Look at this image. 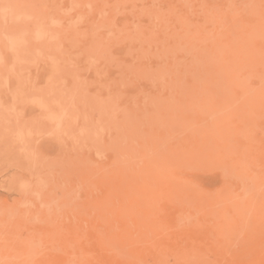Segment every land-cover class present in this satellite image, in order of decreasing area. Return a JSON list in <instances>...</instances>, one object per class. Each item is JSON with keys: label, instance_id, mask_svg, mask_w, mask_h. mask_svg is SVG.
I'll return each instance as SVG.
<instances>
[{"label": "bare ground", "instance_id": "6f19581e", "mask_svg": "<svg viewBox=\"0 0 264 264\" xmlns=\"http://www.w3.org/2000/svg\"><path fill=\"white\" fill-rule=\"evenodd\" d=\"M177 2H181L182 5L183 3H188V6H195L196 2V6L205 11L206 16L199 26H195L194 34H192L194 42L196 40L203 42L200 44L195 43L192 46L193 41H188L183 45L186 51H190L194 47V50L196 49L189 60L177 62V60L173 59V63L161 62L165 70L161 71V75H152L154 81L160 80L161 90L159 93L152 97L144 96L141 105L135 102L133 105L126 104L127 108L124 113L119 110L120 114H124L126 126V132L121 131L124 135L121 138L122 144H118V154L115 151L117 156L115 155L114 160L110 159L111 163L101 167L99 160H97L98 165L100 164V168H97L95 167L96 157L93 158V143L95 140V129L98 126L95 127L94 119L82 109L83 106L79 103L80 100L78 102L75 94L72 93L71 89L73 88L60 77L62 67L61 38L65 29L67 30L64 24L63 11H59L56 6L50 7L51 3L49 0H0V171L10 168L15 169L13 177L9 181L2 183V186L7 187L8 190L16 191L19 195L18 199L9 203L7 199L2 200L3 198L0 194V264H2L1 237L3 233L25 237L23 238V243L26 246L23 245L24 247L22 248L23 258L20 262L11 261L8 264H95V221L97 219L98 222L100 217L97 212L99 217H95V207L98 209L117 210V213L118 211L120 213L119 215L122 214L120 211L125 213L124 224L122 227L118 224L121 227L119 230L117 229L119 232H116L113 226L116 225L115 223L112 222L114 228L110 226L111 217L109 218L110 220L105 219L109 224L107 222L106 224L105 221H103L104 223L101 222L102 220L100 219V224H106L110 227H108L107 237L103 235L105 238H99L101 245L104 246V248L102 246L103 249H106L105 247L107 246L119 244L125 250L129 238H131L127 236L129 231L127 222L129 219H127L126 212L128 210L139 209L141 213L143 208L151 210V208L159 207L163 202L166 203L168 200H174L178 196L181 197L182 195L183 197L187 194L190 197L192 195H195L194 197L203 195L198 197L206 200L207 205L227 210L235 209L238 212L243 209L241 204L249 202L251 193L248 188L236 192L230 188H225L213 195H204L201 190L193 185L192 181H190L192 185H189L184 180L189 177L187 173L202 165L204 167L219 166L223 169V174L228 179H236L243 174L249 173L253 159L251 152V125L254 121L251 122L253 118L249 116L250 114H242V108H238V105L235 106V102L240 99V96L248 92H243L245 87L243 82L244 77H246L244 74H247L244 70L251 65V54L264 60V55L260 54L261 52L264 53V0H177ZM53 7L54 12L51 14ZM206 20L210 23L209 27L205 25ZM191 22L187 23L188 29L185 33L188 35L186 36L191 34ZM62 43L64 44V41ZM188 44H191V46L189 47ZM37 57L44 59L45 66L42 70L37 67V70L35 69L37 71L36 77H33V65ZM38 63L40 64L39 61ZM127 68L130 70L129 67ZM123 72L125 74L124 70ZM163 93L165 94L164 96L162 95ZM232 99L234 102H231ZM246 109L245 112L247 113ZM118 120L117 122L120 121ZM179 131H183V133L185 131L184 136H181ZM47 133L54 135L51 139L52 142L49 140V144L47 143L45 146L47 139H44L43 135ZM235 133L241 135L239 141L233 139ZM46 136L48 137V135ZM66 136H70L72 147L71 143L69 144L71 151L74 152V156L68 154V156H73L74 158L71 161V165L67 164V166L72 167V164L74 165L71 172L73 171L74 177L78 179L76 182L74 181L75 185L72 189L74 194L70 196V200H66L68 196L66 198L60 197L62 202L64 198L63 206L65 207L62 208V212L60 207L57 208L59 204L47 203L42 196L41 199L40 195L35 192L37 187L34 188L31 177L32 179L36 177L37 182L40 183L43 182L42 176L45 174L44 172L49 176L51 175L50 165L54 164H51V162L60 159L67 151L64 141L67 138ZM87 143L89 145L87 147H90L88 149L85 148ZM51 153H54L53 159L48 158V155H52ZM112 156L114 157V154ZM68 158L70 159V157ZM66 161H63V163L65 164ZM53 171L56 172L55 169ZM70 176L72 177V175ZM58 179L60 180V178L56 180ZM53 183L55 182L53 181ZM72 184L70 187H72ZM49 185L48 183L47 186ZM58 186L61 185L58 184ZM54 187L55 190L58 189H56V186ZM66 189L64 190L63 186L61 189L59 187V190H62L61 192L63 193ZM50 190L51 188L48 190L51 193ZM72 190L71 193H73ZM97 190L102 193L99 202L96 201L98 198L95 200V191ZM49 192L46 191L50 195ZM43 196L47 197V194ZM57 197L59 198V196ZM191 198L193 199V197ZM202 200H199V204L203 202ZM66 201L70 202L66 205ZM95 201L97 206H95ZM184 201L182 199V202ZM181 205L184 206L182 203ZM161 207L160 212L161 210L165 212V208H163L165 206ZM169 208L170 210L172 209L171 206ZM189 210L191 209H188L184 214L188 215ZM181 211L183 212V210ZM181 211L180 214L182 213ZM177 212L176 217L179 215V211ZM169 213L170 211H168ZM212 214L209 216H212ZM142 215L140 216L142 217ZM193 215L195 216V214ZM234 215L236 216V214ZM114 216L113 218H115ZM151 216L153 218V215ZM118 217L116 218L119 219ZM161 217H158L159 221ZM169 217L173 218V215ZM178 217L181 216L179 215ZM225 217L223 216L224 219ZM103 218L105 217L103 216ZM235 218L238 217L236 216L233 219L235 220ZM224 219L221 220L223 221ZM135 220L132 218L131 223ZM210 220L213 221V218ZM157 221L154 223L157 224L159 222ZM230 221L232 222V220ZM171 222L173 223L172 220ZM176 223L179 224L178 222ZM237 224L241 225L239 222ZM166 225L164 224L163 226ZM143 226L145 227L146 224ZM158 226L156 227L158 228ZM195 226L197 227V225ZM139 227L140 229L142 228L141 226ZM237 227L239 228V226ZM22 228L25 232L24 234L23 232H18ZM162 228L164 229V227ZM165 228L168 230L167 227ZM160 230L156 229V233L160 232ZM217 230L213 231L216 233ZM137 231L139 230L137 229ZM144 231L147 233L146 230ZM144 231L143 233H145ZM139 232L142 231L140 230ZM153 234H155L154 230ZM137 235L139 234H136L135 237H138ZM188 238L183 241L187 242ZM148 240L145 239V242L147 243ZM132 241L130 242L132 243ZM134 241L136 240L134 239ZM149 241H153L152 237ZM139 242L141 247H143L144 241L143 244L142 240ZM154 242L153 244H156ZM227 243L229 244V242ZM132 245L134 244L129 247ZM150 246L153 249L155 247L154 245ZM238 246H240L239 242ZM240 247L239 250H241ZM112 248L109 247L108 249L112 250ZM137 248L136 250L140 252L139 248ZM223 249L225 248L223 247ZM242 249L245 250L244 248ZM258 249L257 251L260 250ZM138 252L136 251V253ZM156 252L161 253V251ZM237 252L239 254V251ZM110 253L109 255H111ZM112 253L111 262L128 264V257L125 252L117 255H114V252ZM161 254L163 256V252ZM256 255L258 256V254ZM186 258L184 256L183 259ZM131 260L133 261V259ZM228 260L233 261L235 259L231 258ZM132 261L130 263H133ZM250 262L252 263V261ZM262 263L264 264V262Z\"/></svg>", "mask_w": 264, "mask_h": 264}, {"label": "rangeland", "instance_id": "374dc122", "mask_svg": "<svg viewBox=\"0 0 264 264\" xmlns=\"http://www.w3.org/2000/svg\"><path fill=\"white\" fill-rule=\"evenodd\" d=\"M49 1L51 3L50 7L56 6L58 7L59 11L61 10L63 11V17L65 20L64 24H65V27L67 28V30L65 29L64 33L62 34L63 39L61 38L62 40L61 41L62 67L60 70L61 71L60 77L63 78L66 81V83L73 88L71 89L72 93L75 94V98L78 100V102L80 100L79 103L81 104V106H83L82 109L84 110V112L88 113V115H91L92 119H94L95 127L98 126V128L95 129V138H94L95 140L93 143L94 150L92 149L93 158L96 157L95 161L99 160V163L101 164L99 165L101 167L107 166L108 163H111L112 162L111 160H114L115 157L117 156L118 154L117 149L119 148L118 144H122L121 138L124 136L122 132L124 133L126 132L124 114L123 115L120 114V111L124 113V110L127 108L126 104L133 105L135 102L141 105L144 96L152 97L160 92L161 90L160 83H159L160 80L154 81L152 79V75L158 76L162 74L161 71H163L164 68L161 62H172L173 59L177 60V62L189 60L191 54L195 52L196 49L194 50L195 48L194 47L192 50L190 49V51H186L183 48V45L187 43L188 41H193L192 46H194L195 43L200 44L203 42V41L200 42L199 40L198 41L196 40L194 42L193 40L194 36L192 34H194L195 26H199L200 22L206 16V14L204 13L205 11L201 9L200 7H197L196 2H195V6L193 5L188 6V3L187 4L183 3L182 5L181 2H177V0H49ZM51 10L52 11L50 13L52 14L54 12V7ZM188 22L189 23L191 22V27H190L191 34L189 36H186L188 35L187 33H185L186 30L188 29L187 28L189 24ZM205 25L209 27L210 26L209 21L206 20ZM63 41L65 45L62 43ZM188 46L190 47L191 44H188ZM186 48H187V45H186ZM195 54H198V53H195ZM260 54L264 55V53L262 52ZM38 61L40 62V64L38 63ZM44 62H45L44 59L41 57H37L35 59L34 65H33L34 66L33 77H36L37 67L41 68V70L43 69V67L45 66ZM64 64L66 65L64 66ZM127 67H129L130 70ZM123 70L125 71V74ZM244 72L247 74H244L246 75V77H244L245 79L243 78L244 79L243 86H245L243 88L244 89L243 92L244 91L246 92L248 91V92L246 94L244 93L242 96H240V99L236 100L235 106L238 105V108H242V114L244 115L250 114L249 116L253 118L251 122L254 121L253 124L251 125V128H252L251 129V139H252L251 140V152H252L253 159L250 165V170L248 171L249 173L243 174L242 176L237 177L236 179H232V178L228 179V177L223 174V171H222L223 169H221L219 166L204 167L202 165L194 169V171L191 170L189 173H187L189 177H187V179H185L184 181H186V184H189V185H192V183L190 182L192 181L193 185L197 187L199 190H201V192L204 195H213L215 193H218L219 190H222L225 188L226 189L230 188L234 192L241 190V189L248 188L251 193L250 194L251 196L249 197V202L241 204L243 209H240L238 212L235 209L227 210V209L218 208L216 206L207 205L206 200H202L201 198L198 197V196H203V195H198L196 197H194L195 195H192L191 196L193 197L192 199L190 195L187 194L186 196L185 195L183 196L184 198L181 195V197L178 196L174 198V200H168L166 201V203L164 202L161 203L159 207L157 206L158 209L157 207L151 208V210L143 208L141 209V211L143 210L142 211L143 213L142 212L140 213L139 209L128 210L126 212L127 219L131 221L128 220L127 222L128 228H129L127 236L131 238H129L127 248L125 250L119 244H118L119 246L118 245L107 246L105 247L106 249H103L104 246L101 245V242H100L101 240H99L100 237L101 238H103L104 236L107 237V232L109 230L108 227L110 226L111 227L114 226L116 229V232H119L118 230L124 224L123 221L125 219V213L120 211L122 214L119 215L120 213L119 211L117 213V210L98 209L97 207H95V214H96L95 217L96 218L99 217L98 215H100L101 217V218L100 217L98 218V222H97V219L95 221V228H96L95 230V259H96L95 264H99V263L117 264V263L111 262L112 260L111 257H113L112 252H114V255L122 254L123 252H125V254L128 257V264H137L138 262H139L138 264H176V261L179 264H182V263L183 264H203L204 262H206L204 264H208V262L209 264H218V263L219 264H229L230 261H231L230 264H249L251 263L250 261H252L251 264H263L262 262H264V247H263V244H264V60L257 58V56L256 57L252 56L251 54V65L249 67H246ZM77 90L79 91L77 92ZM164 93L162 94L163 96L165 95ZM250 93H251V101H250ZM249 101L251 105L250 104L248 105ZM93 102L95 103L93 104ZM231 102H234V100L232 99ZM92 104H93V107H92ZM119 106H123V107H119ZM245 109L248 111L247 113L245 112ZM120 117L122 118V120ZM117 120L119 122H117ZM255 122L256 124L254 125ZM113 126L115 130L114 128L111 129V127ZM117 129L118 130L120 129V130L118 131ZM179 132L181 136H184L185 131L184 133L183 131H179ZM46 135H48V137ZM53 135L54 134L50 135V133L43 135V137H45L44 139H47V141L45 142V146L47 145V143L49 144V140L50 142H52L51 139ZM66 137L67 138H65L64 141H65V148L67 151L65 152V155L60 157V159H56L55 162L54 161L51 162V164L54 163L53 165H50V168L52 170V171L50 170L51 175L49 176L46 172H44L46 175L43 173L44 174L42 176L43 182H40V183L37 182L36 177H34L33 179L31 177V180L33 181L32 183L34 184V188L37 187L35 188V192H37V194H39L40 197L41 196L44 197L47 203H51V204L55 203L54 205L59 204L57 208L60 207L61 211H62V208L65 206H63L64 198L62 202L60 197L66 198V196H68L66 200L68 199L70 200V196L74 194L72 190L75 185L74 181L76 182L78 179L74 177L75 174H73V171L71 172L72 167L74 165L72 164V167L67 166V164L71 165V161H73V158H74L73 157L74 152L71 151L72 150L71 149L72 140L70 136L69 137L66 136ZM240 138H241V135L239 133H235L233 135V139L236 141H239ZM96 140H100L101 142L100 141L96 142ZM66 143L68 144V146ZM69 143H71V147ZM113 143L115 144L113 145ZM112 145L114 146L113 149H112L113 147ZM87 146H89L88 143L85 145V148L87 149L90 148ZM107 149H108V152H107ZM115 151L117 152V154ZM112 153L114 154V157L112 156L113 155ZM51 154L52 155H48V158L53 159L54 153H51ZM68 154L73 155V156H68ZM68 157H70V159ZM65 158L68 159V161H66ZM62 160L66 161L65 164L63 163ZM96 165H98V161L95 162V167L98 168L99 165L98 166ZM60 166L62 168L61 169L62 171L60 170ZM63 166L66 168H64ZM54 169L56 172L53 171ZM14 173H15V169H12V168L6 169L4 171L3 170L0 171V194L3 198L2 200L7 199L9 203H12L13 200L18 199L19 195L17 194L16 191L8 190L7 187L2 186V183L9 181L13 177ZM70 175H72V177ZM57 178H60V180L59 179L56 180ZM71 178H73V180H71ZM53 181L55 183H53ZM63 182L64 184H62ZM48 183L50 184L49 186H47ZM58 184L61 186H58ZM71 184H72V187H70ZM54 186H56V189L57 188L58 189L55 190ZM62 186L64 190L67 188L64 193L61 192L63 189L59 190V187L61 189ZM50 188H51L50 190L51 193L48 191ZM37 190L40 192L38 193ZM71 190L73 193H71ZM46 191L49 192L50 195L46 193ZM44 194H47V197L43 196ZM56 195L59 196V198ZM95 195H96L95 200L98 198L96 201L99 202V199H101L102 197V193L97 190L95 191ZM182 199L183 201L184 200L185 201L182 202ZM199 200H202L204 203L200 202L199 204ZM196 201H198V203H196ZM69 202L66 201L65 204L67 205V203ZM181 203L184 206H182ZM178 205H181V206H178ZM95 206H97V202ZM161 206H165L163 207L165 208V212H163L162 210L160 212V209H162ZM170 206L172 208L171 210L169 208ZM188 209H191V210H189L188 215L187 214L185 215L184 213H186ZM146 210L150 212H147ZM181 210H183V212ZM215 210L218 212V214H216L217 212ZM168 211H170L169 214H168ZM177 211H179V215L181 216V217H178L179 216L178 215L177 216L178 219L176 217V214L178 213ZM180 211L184 215L182 213L180 214ZM211 211L213 212V214ZM96 212L98 213V215ZM159 213H162L163 215ZM133 214L135 215V217H133L134 216ZM141 214H143L142 217L140 216ZM193 214H195V216ZM211 214L212 216H209ZM234 214H236V216L238 217V218H235V220L233 219L234 217H236ZM151 215H153V218ZM172 215H173V218L172 217L168 218V216H172ZM103 216L105 218H103ZM113 216L115 218H113ZM117 216H119L118 217L119 219L116 218ZM223 216L224 217L226 216L225 219L223 218ZM158 217H161L160 219L162 221L161 220L159 221ZM231 217L232 219H230ZM109 218L113 221H111ZM132 218L133 220L136 219L135 221H133V223H131ZM154 218H157V219H154ZM170 218L173 221V223L171 222V220H169ZM212 218H213V221L210 220ZM105 219L110 220V226L106 225L107 223L109 224V222L107 220L105 221ZM165 219H167L168 221ZM197 219L199 222L196 221ZM221 219H224V220L222 221ZM157 220L161 223L158 224L159 222ZM230 220H232V222ZM236 220L239 223H241V225L237 224L238 222ZM100 221L101 222L105 221V223L106 222L107 223L100 224L101 223ZM156 221L158 222L157 224H155ZM194 221H195V224L193 225ZM112 222L115 223L116 225L112 226ZM149 222H150L149 225H151L150 226L151 229L148 228ZM176 222H178L179 224H177ZM206 222H207V225H206ZM144 223L146 224L145 227L143 226L145 225ZM186 223H187V227H186ZM164 224H167L168 226L167 225L163 226ZM102 225H105V226H102ZM154 225L156 226L162 225V226L161 227L158 226V228L155 226L156 227L155 228L153 227ZM192 225L193 226L197 225V227L196 226L193 227ZM202 225L204 226L201 227ZM139 226H141L142 228L140 229ZM169 226L172 229L173 227H175L174 228L175 230L174 229L170 230ZM180 226L182 227V229ZM223 226H226V227H223ZM237 226H239V228ZM162 227H164V229ZM165 227H167L169 231L166 230ZM100 229L104 231L102 232ZM137 229L139 231L141 230L142 232L137 231ZM156 229L158 231L160 229L161 230L160 232L156 233L157 232ZM97 230H99L100 232ZM144 230H146L147 233ZM153 230L155 234L152 235ZM183 230L184 231L186 230V232H184ZM213 230L215 231L217 230V232L215 233V231ZM143 231L145 233H143ZM161 231L162 232L164 231V232L162 233ZM18 232H23V234L25 233L23 228L20 229ZM134 232L135 233L137 232L136 234H139L140 236L137 235L138 237H135L136 234ZM171 232L173 233L171 234ZM224 233H226L225 236H224ZM240 234L243 238L240 236ZM182 235L184 236L182 237ZM218 236L221 239L220 241H219ZM151 237L153 240L152 242L149 241L151 240ZM221 237L223 238V240ZM249 237L251 240L249 239ZM23 238L25 237H22V236L17 237V234L14 236L13 234H10V233H3L1 237V244H2L1 262L2 264H8L11 261H17V262L21 261V259L23 258L22 248L24 247L23 245L26 246V244L23 243ZM167 238L169 239L167 240ZM186 238H188L187 242L183 241V240H186ZM134 239L136 241H134ZM145 239L147 240L149 239L147 242L149 243L148 245L145 242ZM175 239H176V242H175ZM141 240H142V244H143V241H144V244L146 243L145 246L144 244L142 245L143 247H141V244L139 242ZM130 241H132V243ZM154 241L156 242V244H153ZM227 242H229V244ZM238 242H239V245L245 250H243L240 246H238ZM257 243H259L260 246L259 244L257 245ZM131 244H134V245L129 247ZM136 244H138L137 247L139 248L140 252L136 250L137 248L135 247ZM180 244L182 245L183 250H182V247H180L181 246ZM150 245L155 246V247L153 246L155 251L153 248H151L152 246ZM244 245L245 246L249 245V246H246L245 248ZM261 246L263 247V249ZM109 247H113L112 250L108 249ZM223 247L225 249H223ZM239 247L242 251L239 250ZM184 248H185V251H184ZM257 248H259L260 250L258 249L259 251H257ZM129 249L131 252L129 251ZM135 250L139 254L136 253ZM249 250L251 251L249 252ZM156 251H159V252L161 251V253L163 252V256L161 253H158ZM237 251H239V254ZM109 252H111L110 254L112 256L109 255ZM182 252L184 253L182 254ZM255 253L258 254L259 257ZM159 254L162 257L161 256L159 257ZM178 254L179 256H177ZM190 254H192L193 256ZM183 255L185 256V258L186 257H189V258L183 259L184 258ZM231 258L235 260L233 261L228 260ZM129 259L130 260L133 259V261L131 260L133 263H130L131 261ZM192 259L194 260L192 261ZM225 259H227L228 261ZM181 260H182V263H181Z\"/></svg>", "mask_w": 264, "mask_h": 264}]
</instances>
